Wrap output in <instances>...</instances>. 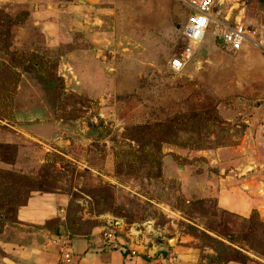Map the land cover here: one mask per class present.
<instances>
[{
	"label": "rangeland",
	"instance_id": "obj_1",
	"mask_svg": "<svg viewBox=\"0 0 264 264\" xmlns=\"http://www.w3.org/2000/svg\"><path fill=\"white\" fill-rule=\"evenodd\" d=\"M192 13L0 0V264H73V238L139 244L146 264H264V47L227 51L212 25L196 48ZM214 15L264 45V0H214ZM44 200L56 212L30 216Z\"/></svg>",
	"mask_w": 264,
	"mask_h": 264
},
{
	"label": "built area",
	"instance_id": "obj_2",
	"mask_svg": "<svg viewBox=\"0 0 264 264\" xmlns=\"http://www.w3.org/2000/svg\"><path fill=\"white\" fill-rule=\"evenodd\" d=\"M185 1L193 8V13L184 34L187 39L193 42L196 48H199L204 42L212 25L214 26V33L218 36L219 43L222 42V46L226 48L227 51H240L248 43H253L262 48L264 47L263 43L258 41L257 31L250 25L242 21H237L232 24L217 19L214 15V0ZM195 54L196 49L193 46L188 44L185 45L180 56H176L172 59V68L177 71L183 70ZM119 225L120 221L116 217H108L106 226L104 227V244L117 248L122 241L118 236V231L120 229ZM130 248L132 255H136L137 250L133 249V247ZM68 256L67 254V257Z\"/></svg>",
	"mask_w": 264,
	"mask_h": 264
},
{
	"label": "crops",
	"instance_id": "obj_3",
	"mask_svg": "<svg viewBox=\"0 0 264 264\" xmlns=\"http://www.w3.org/2000/svg\"><path fill=\"white\" fill-rule=\"evenodd\" d=\"M38 207L39 205L37 206V208ZM55 208H56V204L53 205L51 201L47 202L46 200H44V204L40 203V207L38 209L31 210L30 208V211H31L30 216H33L34 218H38V216L41 217L45 210L49 211V213L54 214V211L56 212ZM22 212L23 210L21 209V214ZM36 212H39V213H36ZM61 230H64V228H61ZM72 242H73V249H74L73 264H146V261L143 258L144 250L142 246L140 247L139 244L135 245L137 249L136 255L125 256L119 251H109V250L98 251V249L96 248H90V245L87 244L86 240L83 241L80 239L73 238ZM30 253L32 255L39 256V259L42 262L46 258L47 259L45 260V262H47V260H49L50 258L49 254L45 253V250H41V248L40 250L37 249L36 252L30 251Z\"/></svg>",
	"mask_w": 264,
	"mask_h": 264
},
{
	"label": "water",
	"instance_id": "obj_4",
	"mask_svg": "<svg viewBox=\"0 0 264 264\" xmlns=\"http://www.w3.org/2000/svg\"><path fill=\"white\" fill-rule=\"evenodd\" d=\"M220 44L222 45L223 43L222 42H220ZM63 231V230H62ZM176 241V238H172V239H170V244H174V242ZM160 249L159 248H155V249H153L151 252H150V255L151 256H154L155 255V253L157 252V251H159Z\"/></svg>",
	"mask_w": 264,
	"mask_h": 264
}]
</instances>
